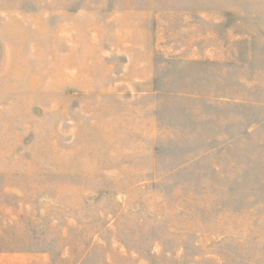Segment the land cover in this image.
I'll return each instance as SVG.
<instances>
[{
  "label": "rangeland",
  "instance_id": "rangeland-1",
  "mask_svg": "<svg viewBox=\"0 0 264 264\" xmlns=\"http://www.w3.org/2000/svg\"><path fill=\"white\" fill-rule=\"evenodd\" d=\"M0 264H264V0H0Z\"/></svg>",
  "mask_w": 264,
  "mask_h": 264
}]
</instances>
